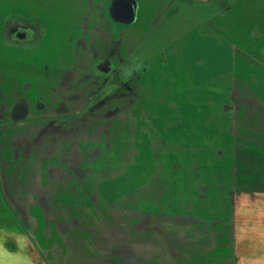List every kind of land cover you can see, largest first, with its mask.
Instances as JSON below:
<instances>
[{
	"label": "rangeland",
	"instance_id": "rangeland-1",
	"mask_svg": "<svg viewBox=\"0 0 264 264\" xmlns=\"http://www.w3.org/2000/svg\"><path fill=\"white\" fill-rule=\"evenodd\" d=\"M125 77L114 74L86 106L68 108L80 113L72 139H35L32 126L6 131L32 140L17 146L9 134L0 143L3 179L30 182L15 187L12 203L0 196V264H237V233L255 221L235 197L264 205V126L236 122L220 103L229 114L205 106L195 120L176 116L159 129L145 116L152 105L142 113L145 91L115 89ZM30 202L41 210L30 212Z\"/></svg>",
	"mask_w": 264,
	"mask_h": 264
},
{
	"label": "crops",
	"instance_id": "crops-1",
	"mask_svg": "<svg viewBox=\"0 0 264 264\" xmlns=\"http://www.w3.org/2000/svg\"><path fill=\"white\" fill-rule=\"evenodd\" d=\"M120 2L128 8L124 17L115 13ZM15 14L39 27L32 44L5 37V21ZM119 72L127 77L115 89L145 91L150 101L143 99L149 102L142 113L152 105L145 116L159 129L176 116L193 121L205 106L212 112L220 106L223 116L229 114L220 103L231 108L236 122L264 126V0H0V108H9L6 114L0 110V143L10 135L17 146L32 140L25 133L6 135L9 128L29 126L36 128L35 139L41 133L72 139L80 113L68 108L86 106ZM191 95L200 102L186 101ZM19 101L28 105V116L32 110L35 114L15 122L9 116ZM199 132L197 137L209 138ZM76 148L78 143L72 154ZM10 152L13 159L20 153ZM16 175L8 180L0 175V196L7 202L14 201L15 187L29 186V179ZM242 196L235 197L237 208L240 202L250 206L240 215L255 222L244 223V234L237 233V264H264V205L258 207V196ZM11 209L10 214L16 207ZM28 209L40 211L41 206L30 202Z\"/></svg>",
	"mask_w": 264,
	"mask_h": 264
},
{
	"label": "flooded vegetation",
	"instance_id": "flooded-vegetation-1",
	"mask_svg": "<svg viewBox=\"0 0 264 264\" xmlns=\"http://www.w3.org/2000/svg\"><path fill=\"white\" fill-rule=\"evenodd\" d=\"M12 19H13V22H12V25L10 26V30L12 31L14 29V31L11 32V42L15 44L23 45V46L32 44V42L36 40V37L39 34V27H37V25L34 24V22L31 19L27 20L26 18H24V14H15ZM17 24L19 25V27L15 26ZM34 32H35V35H34ZM20 35H23V36L20 37ZM94 95L91 97L90 101H92V98L94 97ZM99 101L100 100L94 102L92 105H96V104L98 105ZM19 102H23V101H19ZM60 110L61 109L58 108V111ZM28 113H29V107H28ZM10 118H11V113H10Z\"/></svg>",
	"mask_w": 264,
	"mask_h": 264
},
{
	"label": "water",
	"instance_id": "water-1",
	"mask_svg": "<svg viewBox=\"0 0 264 264\" xmlns=\"http://www.w3.org/2000/svg\"><path fill=\"white\" fill-rule=\"evenodd\" d=\"M115 13L119 17H124L128 14V8L123 2H120L116 5ZM12 22H13V19L8 18L4 24V34H5V37L7 38V40L10 42H11V32L14 31V29L12 31L10 30V26L12 25ZM15 26L19 27L18 24ZM34 35H35V32H34ZM22 36L23 35H20V37H22ZM38 36H39V34L37 35L36 40H37ZM27 114H28V107H27L26 103L25 102H18L12 108L11 118L13 121H19V120L24 119L27 116Z\"/></svg>",
	"mask_w": 264,
	"mask_h": 264
}]
</instances>
